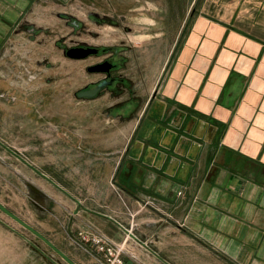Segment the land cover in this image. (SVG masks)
Segmentation results:
<instances>
[{"label":"crops","instance_id":"0c3cea01","mask_svg":"<svg viewBox=\"0 0 264 264\" xmlns=\"http://www.w3.org/2000/svg\"><path fill=\"white\" fill-rule=\"evenodd\" d=\"M35 1L0 0V64ZM193 6L120 160L93 164L109 185L50 196L59 248L99 235L128 264H264V0Z\"/></svg>","mask_w":264,"mask_h":264},{"label":"rangeland","instance_id":"374dc122","mask_svg":"<svg viewBox=\"0 0 264 264\" xmlns=\"http://www.w3.org/2000/svg\"><path fill=\"white\" fill-rule=\"evenodd\" d=\"M193 1L37 0L30 6L19 37L13 47L5 45L0 64L3 205L53 237L50 196L64 191L80 196L109 185L92 179L93 164L120 160L135 120L150 97L157 96L179 37L190 26ZM88 44L120 49L136 103L126 101L128 90L115 99L110 90L93 100L78 97L97 79L86 70L94 58L78 61L65 51ZM72 240L63 246L55 241L82 263L81 248ZM0 264L67 263L0 210Z\"/></svg>","mask_w":264,"mask_h":264},{"label":"flooded vegetation","instance_id":"af4514ba","mask_svg":"<svg viewBox=\"0 0 264 264\" xmlns=\"http://www.w3.org/2000/svg\"><path fill=\"white\" fill-rule=\"evenodd\" d=\"M74 47H84L85 49H95L94 53L88 54L82 58H78L75 60L78 61H89L87 65V72L91 76L97 77L95 81H92L90 85L78 91L91 90L96 88L99 84L104 83V86L99 90V92L92 98L80 97L82 99L93 100L104 96V92L106 90L111 91L112 98H120L122 97L123 90H128L131 94L129 95V99L126 98L127 102H131L130 104L136 103L139 99L132 95L134 91L129 77L126 75V58L122 56V53L119 48L114 47H100L95 45H78ZM82 54L85 52H81ZM126 102V103H127ZM130 104H128L130 106ZM127 106V105H126Z\"/></svg>","mask_w":264,"mask_h":264},{"label":"water","instance_id":"95a60500","mask_svg":"<svg viewBox=\"0 0 264 264\" xmlns=\"http://www.w3.org/2000/svg\"><path fill=\"white\" fill-rule=\"evenodd\" d=\"M96 50L89 48L85 49L84 47H72L65 51V54L73 59L82 58L84 56H87L88 54L94 53ZM85 52V53H81ZM104 86V83L99 84L96 88H93L91 90H85L78 93V97H86V98H92L94 97L99 90ZM0 210L5 213L7 216L12 218L14 221H16L18 224H20L23 228L28 230L30 233H32L34 236H36L38 239L43 241L53 252H55L63 261H65L67 264H77L68 254H66L62 249H60L58 246H56L49 238H47L43 233H41L39 230L34 228L32 225H30L28 222L23 220L21 217H19L17 214L12 212L9 208H7L5 205H3L0 202Z\"/></svg>","mask_w":264,"mask_h":264},{"label":"built area","instance_id":"2783aa9c","mask_svg":"<svg viewBox=\"0 0 264 264\" xmlns=\"http://www.w3.org/2000/svg\"><path fill=\"white\" fill-rule=\"evenodd\" d=\"M118 223L123 226L120 222ZM126 230L132 233L131 228H126ZM135 238L137 237L135 236ZM72 241L87 254L93 256L98 264H128L123 258L124 248L105 236L82 235V241L76 239Z\"/></svg>","mask_w":264,"mask_h":264}]
</instances>
